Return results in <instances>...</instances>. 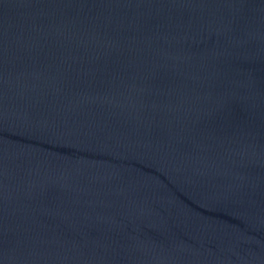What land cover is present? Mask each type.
Returning a JSON list of instances; mask_svg holds the SVG:
<instances>
[{
  "label": "water",
  "instance_id": "water-1",
  "mask_svg": "<svg viewBox=\"0 0 264 264\" xmlns=\"http://www.w3.org/2000/svg\"><path fill=\"white\" fill-rule=\"evenodd\" d=\"M0 264H264V0H0Z\"/></svg>",
  "mask_w": 264,
  "mask_h": 264
}]
</instances>
